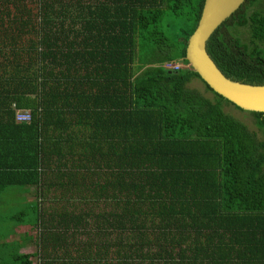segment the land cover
I'll use <instances>...</instances> for the list:
<instances>
[{"label":"trees","instance_id":"16d2710c","mask_svg":"<svg viewBox=\"0 0 264 264\" xmlns=\"http://www.w3.org/2000/svg\"><path fill=\"white\" fill-rule=\"evenodd\" d=\"M203 1L0 0V202L33 186L58 205L44 220L23 195L29 211L0 217V264L34 263L30 235L8 239L19 225L61 248L43 264H264V113L250 130L184 59ZM206 48L228 78L264 83L262 2Z\"/></svg>","mask_w":264,"mask_h":264},{"label":"water","instance_id":"95a60500","mask_svg":"<svg viewBox=\"0 0 264 264\" xmlns=\"http://www.w3.org/2000/svg\"><path fill=\"white\" fill-rule=\"evenodd\" d=\"M244 1L204 0L197 25L187 40L184 59L212 91L242 110L264 113V83L251 84L228 78L206 48L215 29Z\"/></svg>","mask_w":264,"mask_h":264},{"label":"rangeland","instance_id":"374dc122","mask_svg":"<svg viewBox=\"0 0 264 264\" xmlns=\"http://www.w3.org/2000/svg\"><path fill=\"white\" fill-rule=\"evenodd\" d=\"M259 1L262 2V5H264V0H259ZM242 31L245 33L244 34V37H245L246 32L244 29H242ZM187 85L189 87L198 89L207 97H210V98L212 97V93L205 88L204 83L198 78L191 79V81ZM224 107H225V111L227 113L231 114L235 118L244 122L250 130L258 132V130H257V128L253 122V117H252V115H250L248 113V111L239 110L231 104H225ZM43 191H45V192L42 193L40 187L36 188V187H30V186H27V188L24 190H19L17 188H9V190L7 192L8 194L5 195V193H3L4 196L2 195L3 198L5 197L6 202H3V203L0 202V217L1 218H7V217L11 216L12 214H15V216H16L18 214V212H20L21 210L29 211L30 208L27 207L28 202L26 201V199L27 198L36 199V198L40 197L41 198L40 205L42 206V207L41 206L40 207L45 212V215L43 216L44 220H48V214H50V212L53 213V211H56L55 209L58 207V205L54 204L55 201L53 199H50V196H52L53 193L56 192V190L53 188L46 190V188H45V189H43ZM23 195H25L27 198ZM10 198H11V201H10ZM78 203H79V200H78ZM99 203H103V202L100 201ZM87 204L88 203H86V204L80 203L79 205L87 207ZM101 207H102V210L107 211V208H105V206H103L102 204H101ZM79 208H80V206L78 208H76L75 211H79ZM98 210H99V208L96 207L95 211H98ZM12 225H13V223H11V222H0V232H3V233L5 231L7 232L9 230V228L12 227ZM14 231H15L14 235L8 237V239L9 238H12V240L13 239H20L23 235L24 236L30 235L31 239H28V241H24L23 247L20 249V251L21 252H30V253L31 252H35V253L37 252L38 254H35V257L33 258V260H34L33 264H43L44 261H46L48 258L53 259V256H55V255L61 256V252H62L61 248L57 249L56 247L52 246L50 243H48V245L46 247H43V244L41 245L40 248L37 246V244H36L37 242L34 239H35V236L37 235V233L39 232L38 228L34 229V228L29 227V225H19V227L16 226L14 228ZM7 241H11V239L7 240ZM71 253L74 254L75 252L71 251ZM45 254H49V257L48 258L44 257ZM57 262H59V260H57L53 264H56Z\"/></svg>","mask_w":264,"mask_h":264},{"label":"built area","instance_id":"2783aa9c","mask_svg":"<svg viewBox=\"0 0 264 264\" xmlns=\"http://www.w3.org/2000/svg\"><path fill=\"white\" fill-rule=\"evenodd\" d=\"M181 66L179 63H167L165 67L168 68H177ZM14 119L17 122H28L31 120V110L29 108H17L15 107Z\"/></svg>","mask_w":264,"mask_h":264},{"label":"crops","instance_id":"0c3cea01","mask_svg":"<svg viewBox=\"0 0 264 264\" xmlns=\"http://www.w3.org/2000/svg\"><path fill=\"white\" fill-rule=\"evenodd\" d=\"M30 187H33V186H30ZM29 239H31V238H29ZM26 241H28V239Z\"/></svg>","mask_w":264,"mask_h":264}]
</instances>
